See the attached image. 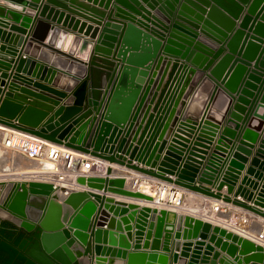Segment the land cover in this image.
<instances>
[{
	"label": "water",
	"instance_id": "1",
	"mask_svg": "<svg viewBox=\"0 0 264 264\" xmlns=\"http://www.w3.org/2000/svg\"><path fill=\"white\" fill-rule=\"evenodd\" d=\"M30 1L36 4L40 0ZM49 1L66 6L62 0ZM7 2L23 9L29 0ZM110 2L108 0L106 6ZM116 2L112 12L115 11L118 18L107 21L92 56L93 42L76 37L75 45L80 41V50L71 57L68 70L80 78H71L65 90L25 76L22 71L56 83L60 73L28 57L31 41L0 29V36L8 42L0 43V49L15 53L14 45L25 40L26 56L21 52L13 59L0 53V123L98 157L108 164L105 166L107 175L113 172V164L125 166L146 177L236 205L264 218V160L253 157L252 165L246 167L258 131L264 124V42L259 36L264 35V0ZM246 7L247 13L237 26ZM84 8L104 14L97 8ZM48 9L45 5L42 14ZM3 10L0 7V12ZM76 10L86 14L81 9ZM52 12L53 9L48 16ZM256 12L261 15V20H252V14ZM8 15L16 20L21 17V13L13 9L8 10ZM53 16L64 24L85 30L91 37L98 35V27L68 14L56 11ZM29 21L30 16L24 15L22 24L27 25ZM23 25H11V29L25 30ZM249 25L256 32L254 35L246 32ZM48 26L46 21L38 19L33 35L43 39ZM38 48L34 46L33 52L36 53ZM50 50L42 49L41 58L49 61L54 54L53 49ZM59 54L53 65L63 67L70 56L64 58ZM252 60H255L254 65L249 68ZM67 78L64 76L63 82ZM259 82L262 84L257 86ZM192 83H197L194 90ZM240 85L238 101L233 104L235 110L230 112L224 135L198 175L207 148H210V136L218 128L212 123V114L223 116L229 111L233 93ZM257 88L262 103L250 99ZM249 103L250 111L254 107L255 116L250 118L244 130L245 139L227 157V144L235 137L238 120L243 118L241 114L246 112ZM58 104L59 107L50 114ZM180 114L183 121L171 145L167 146ZM195 131L196 136L189 147L187 142H191ZM180 134H186V137ZM261 149H264V141ZM261 149L257 154L264 158ZM244 168L246 173L237 185ZM107 175H79L76 178L77 186L103 189V194L64 184L54 187L51 182L42 180L0 179V264H105L106 253L126 256V250L101 244L107 242L106 229L96 225L92 228L93 224L90 228L95 211V218L108 215L103 207L114 212L107 223L110 227L115 225L121 230L114 216L132 209L129 217L139 212L136 234H143L148 225L149 238L155 225L156 238L165 237L164 251L159 255L150 253L146 264H167L168 255L164 252L169 250L167 243L173 229L176 237L200 238L195 242L177 241L175 244L177 249L182 247L183 256L190 255L194 244L188 264H198V258H201V264H264V244L227 224L214 223L183 210L140 207L104 195V192L112 191L153 203L155 200L154 195L140 188L125 187L126 177ZM135 180L132 179V185ZM225 185L226 193L222 192ZM149 216L151 221L148 223ZM123 220L127 221V218L123 217ZM93 235L98 242L95 245L98 256H93ZM119 238L120 246H128L122 233L109 231L110 244H116ZM156 238L154 244L159 242ZM221 251L226 254L222 255ZM146 257L144 252H130L128 263L145 264ZM156 257L159 263L154 261ZM174 259L185 263L178 254H174Z\"/></svg>",
	"mask_w": 264,
	"mask_h": 264
},
{
	"label": "crops",
	"instance_id": "2",
	"mask_svg": "<svg viewBox=\"0 0 264 264\" xmlns=\"http://www.w3.org/2000/svg\"><path fill=\"white\" fill-rule=\"evenodd\" d=\"M62 1L66 4V6L58 4V3H54V2L49 1V0H40L36 4H31V1L29 0V2H27L26 4L23 5L24 8L21 9L19 6H15V5L10 4L9 2H7V0H0V7L4 9L3 12H0V29H2L3 31H9V32L16 33L17 35H20L21 37L27 39L28 41H31L32 45H31V48L29 49L30 51L27 52L28 57L31 58L32 60H36L38 62L40 61L42 63H45L46 65L53 67L54 69H56L60 73V77L58 78L56 83L45 81V80L41 79L40 77L33 76L32 74H28L27 72L22 71V73L25 76H29L32 79L39 80L41 82L53 85L54 87H57L59 89L65 90L68 87V85L70 84L71 78H73V77L78 78L79 77L74 72H71L68 70L69 69L68 64L70 63V61H72L71 59L74 58V56H76L80 50V44H81L80 41H78L77 44L75 45L76 37L87 38L93 42L92 48L90 50V56H92L95 52L94 51L95 45H96V43L100 37L99 35L101 34L102 30L104 29L105 24L107 23V21H112V20H109L110 18L115 19V18H118V16L116 15L115 11L112 12V9H113L115 3H117L116 0H110L111 2L109 3L110 5H108V6H106L108 0H62ZM80 4L81 5L83 4L84 7H87L88 9L97 8V9L103 10L104 14L103 15L96 14L95 12H92L91 10H87L86 8L82 7ZM45 5H48L49 9H48L47 13L42 14V11H43V8ZM9 9L19 11L21 13V17L18 20L10 17L8 15ZM52 9H53L52 15L48 16V13ZM76 9H81L86 14L82 15V14H80L81 12H78L79 10H76ZM247 10H248V8L246 7L245 10L242 12L241 17L237 21V26L240 25L241 18L247 13ZM56 11L59 13L63 12L64 14H68L71 17H74L75 19H79L81 22H86L89 25H92L94 27H98L99 28L98 35L96 37H91L90 35L85 34V30L81 31V29L79 27L74 28L73 26H69L68 24H64L63 21H59L57 17L53 16ZM258 13L259 12L252 14V18H253L252 20H254V19L261 20V15H258ZM24 15L30 16V21L28 22L27 25L22 24L24 22ZM38 19H43L49 25L48 29H47V33H46L45 37H43V39H39V38H37L36 35L35 36L33 35L35 24H36V21ZM251 23H250V25H251ZM11 25H18V26L23 25L25 30L11 29ZM250 25L248 27H246L245 30L248 34L254 35L256 32H254V29H251ZM56 29H58V32L55 31ZM63 30L66 31L65 34H63ZM70 35H71V38H69ZM256 35H259V34L257 33ZM259 36L262 37V43H263L264 42V35H259ZM31 39H33V40H31ZM68 40H69V42H67ZM0 43H6L7 44L8 42H6V40L3 39L2 36H0ZM74 45H75V48H74ZM34 46H39L36 53H34L32 50L34 48ZM46 46L51 47L53 49L52 53H54V54H52V57H51V59H49V61L42 59L41 54H40L42 49H47L48 51H51L50 50L51 48H46ZM14 47L17 50L15 53L8 52L7 50H4V49H0V53H4L7 55V57L11 56L14 59L17 57V53L19 54L22 52V55H24V57H26L24 54V52H25L24 51L25 40L23 43L15 44ZM57 54L62 55V57H64V58H65V56L66 57L70 56L69 59L66 58L68 62L65 64V66L62 67V66H59L57 64L53 65V60ZM8 55H10V56H8ZM254 62H255V60L251 61V65L249 66V68L253 67ZM11 63H14V62H11ZM249 68H248V71H249ZM7 71L10 72L11 71L10 68H8ZM64 76L68 77L65 80V82H63ZM260 84H262V83H260V82L257 83V86H260ZM241 85L239 86L238 91L233 93L234 99H233V103L230 105L229 111L227 113H225L223 116L219 115L217 113L212 114L213 115V120H212L213 122L212 123L216 124L218 126V128L214 132L213 136H210L212 138L210 141L211 143H209L210 148H207L208 152L205 154L206 158L204 159V163L201 166L198 175H200V173L204 170V165H206L208 158H210V156L212 155L214 147L218 143V140L220 139V137L222 135H224L223 134L224 127L227 125V120L229 118H231V116H230L231 110H235L233 108V104L238 101V95L240 92ZM192 86H193V90H194L197 86V83L193 84ZM263 89H264V83L262 86V90ZM257 91H258V88L254 90L255 95L251 96L250 99L252 101L256 99V103H260L261 102L260 94L258 95ZM189 98L186 99V104L188 103ZM59 105L60 104L56 105L55 108L50 112V114H52L55 111V109H57L59 107ZM250 107H251L250 103L246 104L247 110H246V112L241 114L243 118L238 120L239 128H237L236 135L234 138H232V140H231L232 142L227 144V147H226L225 154L227 157L230 154V152L232 154V152L235 150V147L240 143V141L245 139L244 138V130L249 125L250 118L255 116L254 107L251 111H250ZM249 111H250V113H249ZM247 114H249V115L247 116ZM181 118H182V114L179 115L178 121L173 126L172 132L168 138L167 146L171 145L172 140L174 139L175 135L178 133V129H179V126L181 125V121H183ZM196 133L197 132L195 131L193 137L191 138V142H189V141L187 142V144H189V147L191 146V143L194 140ZM180 135H182V134H180ZM184 135H186V134H183L182 136H184ZM184 137H186V136H184ZM262 141H264V124H263L262 129H260L258 131V139L255 142L254 146L251 148L252 152L249 155V160L246 163V167L252 165L251 159L253 157L257 156L260 159L264 160L263 156H261V155L259 156L257 154L258 150L261 149ZM166 149L167 148H165L163 150V152L161 153V155L159 157V162L163 159V156H164ZM261 150H264V149H261ZM7 151L8 150H6V151L4 150V152H1V154H3V155H0V174L4 175L3 173H8V172L11 173L12 172V174H13L12 177L11 176H10L11 178L7 177V180H11L12 178H13V180H16V181L34 180V178H36L35 176L38 174V172L34 173L33 169H30L29 166H31V164L35 163V162L30 160V158L25 157L19 153L13 152V151H10L11 153L7 154ZM231 154H230V156H231ZM185 156H186V153L183 154V158H185ZM182 161L183 160H181V162ZM106 164L107 163H105L102 168L94 167V170L91 171L89 175L106 176L107 175L106 170H105ZM140 164L144 165L142 163H140ZM227 164H228V161L226 162L223 170L226 168ZM44 168L47 169V168H49V166L48 167L45 166ZM44 168L39 167L38 171L41 172ZM113 168H114L113 172L107 176H110V177H126L125 187L136 188L135 186L132 185V179L146 178L147 180H149V182L145 181L144 183H142V185L140 186V189L143 191H146V187L150 186V188H149L150 192L149 193L152 192L153 193V194L151 193L152 195L156 194V185H157L156 179H151V178L145 177V175H142L141 173H139L137 171L130 170V169L126 168L125 166L113 164ZM33 173L35 174L34 176H33ZM245 173H246V168H244L242 170L241 177L239 178L237 185L240 183L241 178ZM2 175H0V176H2ZM168 175H170V174H168ZM172 176L175 177V175H172ZM37 180H40V178H38ZM145 184H147V185H145ZM205 184L212 187L213 189H216L211 184H207V183H205ZM73 186H77V183H74ZM77 188H82V189H87V190L91 189L93 192H98V193L103 194V189L87 187V186H83V185H80V186L78 185ZM222 192H224V193L227 192V185H225L223 187ZM104 195L111 196L115 200L124 201L127 203H136L140 207L145 206V205H149L152 207H158L159 209L162 207H166L168 209H176L177 211L183 210L185 212H191V213H194L196 215L203 216L205 219H209V220L213 221L214 223H222V224H228V222L226 221V218H229V217L234 218L241 211V209L233 207L231 210H229V217H226V218L220 217L221 213L217 214L213 210L214 202L220 201V200L210 199V198H208V197H206V196H204L198 192H194V191H191L188 189H183V188H180V196L179 197H181V200H182V204H180V205H177V204L168 205V204L164 203V201H162L161 204H157L155 202H154L155 203L154 204L153 202L133 198V197L126 196V195L119 194V193H115L112 191L104 192ZM122 206H124V205H122ZM140 207H138L137 209H139ZM103 210L107 211L108 215L101 214L99 217L95 218V215H96V211H95L94 214L92 215V218H91L90 228L93 224L92 228H94V225H96V227H99L103 230L106 229L108 231L107 242L101 243L102 245H105L106 247H109V248H118V249L121 248V249L127 251L126 256L117 255V254L112 255L111 253L110 254L106 253L105 258L107 259V262L105 264H129L128 263V261H129L128 254L130 252H134V251H140V252L146 253V255H147V257L145 258V264H146V262H148L150 260V257H149L150 253L156 252V254L159 255V253H162L164 251L162 248H163L165 237L163 235H161V236L156 238V227H155V225L153 226V228H151V236L149 238H147V231L149 229L148 225L145 226V229L142 231L143 234H136L137 230H138L136 225H137V219H138L139 212H137V214H134L133 217H129L132 209H129L125 212H122V211L118 212L114 217H115L116 221L119 222L121 225V230H120V229H117V227L115 225L113 227L112 226L110 227L109 225H107V223H109L110 217L113 216L114 212L112 210L110 211L106 207H103ZM123 217H126L127 221H124ZM150 221H151V216L147 217V222L149 223ZM154 222L156 224V220ZM263 224H264V218L263 217H260L256 214H251L249 222L247 223L248 233L240 231L237 228L232 227L230 225H227V226H229L230 228H233L236 231L254 239L253 233L258 231ZM128 225L130 226L129 229L126 228ZM89 231H90V229H89ZM109 231L117 232L119 235H120V233H122L124 235L125 240L127 241L128 246H120V244H119L120 238L116 244H110L109 243ZM164 233H165V230L163 228L162 234H164ZM155 238L159 241L157 244H154ZM197 239H200V238H184L182 236L176 237L175 229L170 231V237H169V240L167 243L169 246V250L164 252L168 255L167 264H183L179 260L175 261L174 254H178L179 259L180 258L185 259L184 264H188V262L192 258L191 253L194 249V244L191 246V250L189 251L190 255H188V256H183L181 254L182 247L180 249H177L175 244L177 241H180L181 243H184L187 241L195 242V241H197ZM206 240L208 241V239H206ZM91 244H92V248H93V256H98V254L96 253V249H95V245L98 244V242L95 241V235L92 236V243ZM217 249H219V248H217ZM221 253H222V255L226 254L225 251H221ZM197 260H198L197 263L201 264V258H198ZM154 261L159 263V258L156 257Z\"/></svg>",
	"mask_w": 264,
	"mask_h": 264
},
{
	"label": "built area",
	"instance_id": "3",
	"mask_svg": "<svg viewBox=\"0 0 264 264\" xmlns=\"http://www.w3.org/2000/svg\"><path fill=\"white\" fill-rule=\"evenodd\" d=\"M0 134V146L5 150L19 153L30 159L47 158L52 161L53 167L44 171L41 179L42 181L51 182L54 187L61 184L73 186L79 175H89L94 170V167L102 168L106 163L98 157L47 140L22 129L10 127L9 129L0 131ZM145 181L149 182L146 178H136L133 186L140 188ZM156 181L157 196L154 195V197L157 203L164 201L168 205L182 204L181 197H179L181 187L159 179H156ZM233 207L239 208L241 211L234 218H226L227 225L248 233L247 223L249 222L250 215L254 213L222 201H215L213 204V210L217 214L229 215V210ZM253 235L261 243L264 242V224Z\"/></svg>",
	"mask_w": 264,
	"mask_h": 264
},
{
	"label": "bare ground",
	"instance_id": "4",
	"mask_svg": "<svg viewBox=\"0 0 264 264\" xmlns=\"http://www.w3.org/2000/svg\"><path fill=\"white\" fill-rule=\"evenodd\" d=\"M10 127L9 126H7V125H5V124H2V123H0V131H2V130H6V129H9ZM1 150H3V149H1ZM6 151V150H5ZM1 154V153H0ZM30 160H32V161H34L35 163H32L31 164V166H35V165H38L37 167L38 168H33V172L35 173H37L38 172V174L35 176L36 178H34V180H37L38 178H40V180H42L41 178H42V173L44 172V171H47V170H49L50 168H52L53 167V163H52V161H50L49 159H47V158H43V159H38V160H35V159H30ZM41 160V162H37V161H40ZM45 166H49V168H44ZM39 167H43L44 169L41 171V172H39L38 171V169H39ZM32 171V170H31ZM30 172V171H29ZM25 173V172H24ZM33 173V176L35 175ZM2 175V174H1ZM12 172L11 173H8V174H5L4 173V175H2V176H0L1 178L0 179H4V180H7V177H12ZM10 177V178H11ZM16 179V178H15ZM11 180H13V178L11 179ZM8 181V180H7ZM77 183V182H76ZM145 185H147V184H145ZM150 186L149 187H146V191L147 192H150ZM145 189V188H144ZM152 193V192H151ZM153 194V193H152ZM156 196H157V194H155ZM161 195V194H160ZM160 195H159V197H160ZM154 202L155 203H157V201H156V199L154 200ZM154 203V204H155ZM157 204H161V202L160 203H157ZM162 207V206H161ZM221 216L222 217H224V218H226L227 217V215L226 214H221ZM253 239V238H252ZM254 239L255 240H257L256 238H255V236H254ZM257 241H259V240H257ZM260 242V241H259ZM263 244H264V242H262Z\"/></svg>",
	"mask_w": 264,
	"mask_h": 264
},
{
	"label": "rangeland",
	"instance_id": "5",
	"mask_svg": "<svg viewBox=\"0 0 264 264\" xmlns=\"http://www.w3.org/2000/svg\"><path fill=\"white\" fill-rule=\"evenodd\" d=\"M0 135H1V134H0ZM1 149H3V150H1ZM4 150H5V149H4L3 147L0 146V153H1V152H4ZM10 153H11L10 151H7V154H10ZM0 155H3V154H0ZM38 162H41V160L38 161ZM37 166H38V165H35V166H29V168H30V169L38 168ZM8 173H10V172H8ZM8 173H5V174H8ZM3 174H4V173H3ZM0 175H1V174H0Z\"/></svg>",
	"mask_w": 264,
	"mask_h": 264
}]
</instances>
